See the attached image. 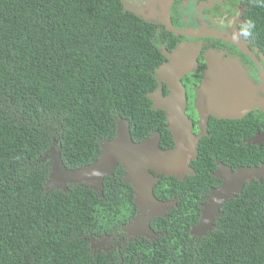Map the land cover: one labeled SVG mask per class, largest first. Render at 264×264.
Here are the masks:
<instances>
[{
  "label": "trees",
  "instance_id": "obj_1",
  "mask_svg": "<svg viewBox=\"0 0 264 264\" xmlns=\"http://www.w3.org/2000/svg\"><path fill=\"white\" fill-rule=\"evenodd\" d=\"M250 21L264 53V6ZM156 26L126 12L120 0H0V264H264V181L227 202L212 232L188 234L199 218L204 181L214 167L216 127L200 141L196 173L155 195L180 197L157 241L141 240L119 256L94 254L90 205L132 188L119 167L99 197L85 185L46 190L57 142L69 170L93 163L99 141L114 139L117 120L134 141L154 130L173 140L165 114L152 109L155 71L163 62ZM162 182V181H161ZM186 194V195H185ZM135 213V212H134Z\"/></svg>",
  "mask_w": 264,
  "mask_h": 264
},
{
  "label": "water",
  "instance_id": "obj_2",
  "mask_svg": "<svg viewBox=\"0 0 264 264\" xmlns=\"http://www.w3.org/2000/svg\"><path fill=\"white\" fill-rule=\"evenodd\" d=\"M174 0H157L162 23L168 30L176 31L170 21V7ZM125 7L144 22L151 20L135 9ZM222 37V35L217 36ZM171 63L161 65L156 71L159 87L148 97L152 101L154 111L163 110L167 119L168 130L171 132L174 146L170 149L160 147V137H154L142 142H135L132 138L130 123L122 118L118 119L117 131L114 139H105L101 142L99 158L82 168L69 170L62 161L61 152L55 150L50 159L51 172L46 184L48 192L59 190L67 192L71 185H85L92 189L99 197L104 196V180L112 176L116 167L121 164L126 171L123 177L124 184H129L134 190L135 204L140 210H149L150 217L165 216V212L176 206V200L169 202L159 201L154 193L160 181V175L175 177L184 180L195 172L192 162L198 158V146L204 133L195 136L194 124L186 114L187 97L180 78L190 74L191 57L197 62V51L186 44L180 45L173 55ZM208 68L203 80L197 88L196 109L199 114V127L204 129L210 117L215 119H237L244 116L251 107L254 89L249 88L240 69V61L224 59L222 54L213 52L206 57ZM190 70V71H189ZM167 84L170 94L162 96V85ZM155 172V173H154ZM157 175V177L155 176ZM264 165L255 169H241L236 175L229 176L226 186L214 190L205 205L200 223L192 231V236L202 237L214 228V220L222 214L221 206L229 198L230 192L241 193L243 184L254 180L262 181ZM218 201V202H216Z\"/></svg>",
  "mask_w": 264,
  "mask_h": 264
},
{
  "label": "flooded vegetation",
  "instance_id": "obj_3",
  "mask_svg": "<svg viewBox=\"0 0 264 264\" xmlns=\"http://www.w3.org/2000/svg\"><path fill=\"white\" fill-rule=\"evenodd\" d=\"M120 2L124 10V6L135 9L140 12V14L150 19V23L156 26L157 38L160 42V49L163 55V62L160 66L171 63L169 56L173 55L180 45L186 44L193 48L194 52L197 51V62L191 57L190 65L195 64L198 66H190V69H192L191 71L194 72L184 74V76L180 78L186 91V114L194 124V135L199 136L201 133H204L202 139L212 136L210 132V121L214 119L216 122L215 144L214 150H212V154L215 155L213 159L214 167L209 171V178L204 181L202 189L199 190L201 194V203H198L200 208L198 213L200 216L188 233L193 240L198 241L210 232L208 231L206 235L202 237L192 236V231L200 223L204 207L208 203V199L212 192L224 188L228 182L229 176L234 177L238 170L255 169L264 165V122H257L254 118V114L257 110L264 111V53L262 49L255 44L253 38H244L240 32V29L250 21V16L253 12L256 0H174L170 7L171 25L176 31L186 33L187 35L178 34L167 29L161 22L162 18L160 16L157 0H120ZM220 35H222V37H217ZM213 52L222 54L226 60L234 62L240 61L243 67V69L240 70L244 78L249 81L247 82L248 87L254 89V93L252 105L243 117L237 119H215L210 117L207 127L201 129L199 127V114L196 109V90L200 86L204 73L208 68L206 57ZM156 80L158 84V79L156 78ZM158 87L159 84L153 92H155ZM162 90V96L164 98L168 97L170 90L167 84L163 83ZM155 112H162L165 114L163 110ZM167 127L168 124L166 123L164 128L172 137ZM155 135H159L160 147L164 149L162 146V133L158 130L152 131L142 141H146ZM102 141L98 143L99 148ZM173 146L174 142L172 147ZM119 167L124 170L122 165L119 164L114 170L113 175L107 178L114 177ZM194 172L196 173L195 169ZM125 174L126 171L124 170L122 181ZM155 176L157 177L156 174ZM164 176L165 175L159 176L160 181L156 185L154 193ZM187 177L188 176H186V178ZM263 181L264 178L261 182L254 180L252 183H244L241 193L231 191L230 195L232 198H229L221 206V214H223L222 209L227 202L238 199L244 194L245 190L253 186L255 182L263 183ZM132 191V203L136 211L133 217L121 226L123 234L117 237L114 234H108L106 232H90L88 235L86 239L87 243L90 248L94 250L95 255L105 253L107 255L119 256L127 246L146 239L157 241L166 232L165 228L159 224V219L168 218L171 211L178 207L180 197H166L163 200L156 197L161 202L176 200V206L166 211L165 216L151 218L149 210H140L135 204V194L133 189ZM216 220L217 218L213 222V230L216 227Z\"/></svg>",
  "mask_w": 264,
  "mask_h": 264
},
{
  "label": "clouds",
  "instance_id": "obj_4",
  "mask_svg": "<svg viewBox=\"0 0 264 264\" xmlns=\"http://www.w3.org/2000/svg\"><path fill=\"white\" fill-rule=\"evenodd\" d=\"M258 3L261 6H264V0H258ZM255 28V23L253 21H248L240 29L241 35L244 38H254ZM254 118L257 120V122H264V111L257 110L254 114ZM55 150L59 151V146H57V144L55 146ZM51 153H53L52 149L46 155V160L48 159L49 162L51 159L50 156H52ZM171 186L172 182L169 179L162 178V182L158 191L163 193ZM134 212L135 209L129 202V192L125 189H118L114 197L110 194L109 198L106 200L101 199L91 203L90 216L92 217L93 221V231L106 232L119 237L123 234L121 226L133 217ZM91 250L94 253V250Z\"/></svg>",
  "mask_w": 264,
  "mask_h": 264
},
{
  "label": "rangeland",
  "instance_id": "obj_5",
  "mask_svg": "<svg viewBox=\"0 0 264 264\" xmlns=\"http://www.w3.org/2000/svg\"><path fill=\"white\" fill-rule=\"evenodd\" d=\"M51 157V156H50Z\"/></svg>",
  "mask_w": 264,
  "mask_h": 264
}]
</instances>
